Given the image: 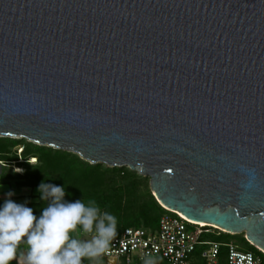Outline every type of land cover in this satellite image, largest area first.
Masks as SVG:
<instances>
[{
  "label": "water",
  "instance_id": "water-1",
  "mask_svg": "<svg viewBox=\"0 0 264 264\" xmlns=\"http://www.w3.org/2000/svg\"><path fill=\"white\" fill-rule=\"evenodd\" d=\"M0 137L127 167L264 254V0H0Z\"/></svg>",
  "mask_w": 264,
  "mask_h": 264
},
{
  "label": "trees",
  "instance_id": "trees-1",
  "mask_svg": "<svg viewBox=\"0 0 264 264\" xmlns=\"http://www.w3.org/2000/svg\"><path fill=\"white\" fill-rule=\"evenodd\" d=\"M18 145L21 146L20 155L11 152ZM18 156L23 160L17 162ZM28 158L33 162L36 160L37 164L29 165L26 161ZM0 161L23 167L24 174L14 177L24 180L27 187L39 189L43 182L63 188L65 202L81 200L87 206L90 201H95L101 213L107 212L116 217V234L128 227L142 225L154 228L160 215L166 212L151 195L147 177H142L126 167L91 165L76 154L9 137H0ZM37 198V202L23 205L31 208L39 217L50 201L41 200L39 191ZM3 204L0 202V207ZM230 236L222 234L218 239L227 241L231 240ZM242 243L250 247L246 251L259 256L261 264H264V255L259 250L248 244L244 238Z\"/></svg>",
  "mask_w": 264,
  "mask_h": 264
},
{
  "label": "clouds",
  "instance_id": "clouds-1",
  "mask_svg": "<svg viewBox=\"0 0 264 264\" xmlns=\"http://www.w3.org/2000/svg\"><path fill=\"white\" fill-rule=\"evenodd\" d=\"M38 191L50 201L39 217L10 198L0 207V264H11L22 243L21 264H99L116 236V217L101 213L95 201L65 202L61 187L42 182ZM144 264L155 260L146 257Z\"/></svg>",
  "mask_w": 264,
  "mask_h": 264
},
{
  "label": "built area",
  "instance_id": "built-area-1",
  "mask_svg": "<svg viewBox=\"0 0 264 264\" xmlns=\"http://www.w3.org/2000/svg\"><path fill=\"white\" fill-rule=\"evenodd\" d=\"M165 211L154 228L128 227L116 234L101 263L144 264L150 256L155 264H261V258L239 242L218 239L227 234L221 229Z\"/></svg>",
  "mask_w": 264,
  "mask_h": 264
},
{
  "label": "rangeland",
  "instance_id": "rangeland-1",
  "mask_svg": "<svg viewBox=\"0 0 264 264\" xmlns=\"http://www.w3.org/2000/svg\"><path fill=\"white\" fill-rule=\"evenodd\" d=\"M20 151H21V146L20 145L15 146L14 148L11 149V152H15L17 155H20ZM17 159H18L17 162L23 160V158L20 159L19 156H18ZM26 161H27V163L29 165L37 164V161L35 160L33 162L31 160V158H28ZM17 169H20V170L22 169V170L18 171ZM132 172H135V171H132ZM23 174H24V168L23 167H18V164H14V163L6 164L4 161H0V185H2V186L3 185H8L9 187L7 186L6 188H8V189L10 188V191L12 193V197L14 199H27V200H36L37 201L38 200V198H37V194H38L37 190H35L34 188H30V187L25 186L24 180L14 177V175L22 176ZM147 179H148L147 180L148 181V189L150 191L149 178L147 177ZM3 189H5V188L3 187ZM1 193H3V192H0V194ZM243 238H244V234L231 235L229 237V239H231V240H235L237 242H240L241 243V248L243 250H250V247L248 245L242 243V239ZM83 264H91V262L85 260L83 262ZM99 264H102L101 261H99Z\"/></svg>",
  "mask_w": 264,
  "mask_h": 264
},
{
  "label": "crops",
  "instance_id": "crops-1",
  "mask_svg": "<svg viewBox=\"0 0 264 264\" xmlns=\"http://www.w3.org/2000/svg\"><path fill=\"white\" fill-rule=\"evenodd\" d=\"M8 185H0V192H3V193H1L0 194V202L1 203H5V201L7 200V199H11L13 202H15V203H17V204H23V203H34V202H37L36 200H27V199H14L12 196L11 197H9L8 196V193H10L11 191H10V188L8 189V188H6ZM3 187L5 188V189H3ZM9 187V186H8ZM12 189V188H11ZM35 190H37V193H38V189L37 188H34ZM26 252V245L25 244H21L20 245V247L18 248V250H17V258L15 259V260H13L12 262H11V264H21V262H20V257H21V255L23 254V253H25Z\"/></svg>",
  "mask_w": 264,
  "mask_h": 264
},
{
  "label": "bare ground",
  "instance_id": "bare-ground-1",
  "mask_svg": "<svg viewBox=\"0 0 264 264\" xmlns=\"http://www.w3.org/2000/svg\"><path fill=\"white\" fill-rule=\"evenodd\" d=\"M180 214V213H179ZM183 216V215H182ZM197 223H199V224H201V225H207V224H205V223H203V222H197ZM214 227V226H213Z\"/></svg>",
  "mask_w": 264,
  "mask_h": 264
}]
</instances>
